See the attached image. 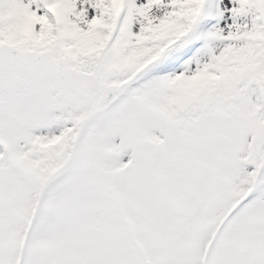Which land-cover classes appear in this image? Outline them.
Here are the masks:
<instances>
[{"label": "snow or ice", "instance_id": "6c2138e0", "mask_svg": "<svg viewBox=\"0 0 264 264\" xmlns=\"http://www.w3.org/2000/svg\"><path fill=\"white\" fill-rule=\"evenodd\" d=\"M0 264H264V0H0Z\"/></svg>", "mask_w": 264, "mask_h": 264}]
</instances>
